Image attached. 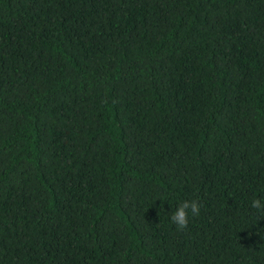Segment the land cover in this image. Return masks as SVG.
<instances>
[{
    "label": "trees",
    "instance_id": "trees-1",
    "mask_svg": "<svg viewBox=\"0 0 264 264\" xmlns=\"http://www.w3.org/2000/svg\"><path fill=\"white\" fill-rule=\"evenodd\" d=\"M256 198L264 0H0V264H264Z\"/></svg>",
    "mask_w": 264,
    "mask_h": 264
},
{
    "label": "clouds",
    "instance_id": "clouds-1",
    "mask_svg": "<svg viewBox=\"0 0 264 264\" xmlns=\"http://www.w3.org/2000/svg\"><path fill=\"white\" fill-rule=\"evenodd\" d=\"M251 209L264 213V200L253 199L250 204ZM201 204L197 200H184L171 214V221L176 225L178 231L186 230L189 227L191 218L199 216Z\"/></svg>",
    "mask_w": 264,
    "mask_h": 264
}]
</instances>
